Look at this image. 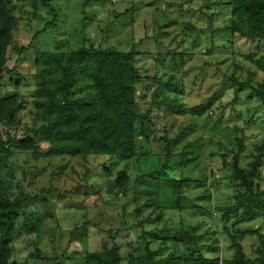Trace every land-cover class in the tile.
Returning <instances> with one entry per match:
<instances>
[{"label":"rangeland","instance_id":"1","mask_svg":"<svg viewBox=\"0 0 264 264\" xmlns=\"http://www.w3.org/2000/svg\"><path fill=\"white\" fill-rule=\"evenodd\" d=\"M13 2L16 46L8 49L11 73L2 81L1 92H16L24 98L17 113L22 126L33 123L32 95L40 65L35 64L36 58L42 53H70L83 47L120 52L134 48L136 66L144 77L138 86L139 106L151 110L153 123L147 137L139 136L136 154L128 158L46 156L47 144L41 145V154H33L17 147L16 142L6 144L15 132L8 136L0 127V144L5 143L0 154L3 191L11 200L21 202L12 238L13 261L84 264L85 253L100 252L104 247H117L122 264L138 254V247L161 249L156 260L164 261L176 250L163 241L170 233L157 240L151 236L165 228H182L197 237L205 259L230 258L231 241L218 210L231 208L237 196L248 193L240 180L232 177L231 163L239 152V141L243 144L239 169L250 170L255 158L263 155L258 170L261 179H254V192H264V106L254 94L264 83V71L247 59L264 56V40L250 41L226 30L231 19L230 0H56L49 7L41 0ZM84 82L75 86L77 97L89 91H82ZM155 94L157 99L180 104L183 111L210 99L213 105L202 117L170 113L151 106ZM19 130L16 135L21 138L22 127ZM166 141L172 142L175 154L192 144L194 150L188 149V158L192 152L196 160L182 170L181 161L174 159L165 168L162 151ZM119 173L130 178L125 195L113 188ZM149 174L164 181L190 179L180 192L182 209L168 207L162 219L156 220V207L144 205L152 199L161 203L166 199L165 207L174 202L168 197L169 186L157 187ZM262 211L251 220L239 221L236 227L260 230L264 235ZM148 220L151 224L143 223ZM233 222L231 217L227 225ZM85 223L87 236L72 240L71 235H79ZM143 235L147 245L140 237ZM258 240L256 235L243 238L249 256H253Z\"/></svg>","mask_w":264,"mask_h":264},{"label":"trees","instance_id":"2","mask_svg":"<svg viewBox=\"0 0 264 264\" xmlns=\"http://www.w3.org/2000/svg\"><path fill=\"white\" fill-rule=\"evenodd\" d=\"M54 1L56 0H41V3L44 7H49ZM229 5L231 19L226 30L250 41L264 40V0H230ZM51 10L54 12L53 8ZM14 11L13 0H0V127L6 130L8 136V133L15 132L13 136L7 138L6 144L16 142L17 147L19 146L23 151H32L33 154H41L43 151L41 145L47 144L43 154L52 157L83 159L90 156L133 157L137 152L139 136L147 137L153 125L151 110L144 111L139 106L138 86L142 85L144 77L136 66L137 53L134 48L130 52H120L113 48L102 50L83 47L70 53H42L35 62L36 65H40L36 70V89L32 95L33 123L22 126L17 113L24 103V98L16 92H1L2 81L10 72L8 49L11 47L14 49L16 46L14 29L17 18ZM54 21H57V15ZM247 59L255 62L257 69L264 71V56L255 61L250 56ZM80 81H85L81 86L82 91H89L82 97H77L75 86ZM15 84L17 85L18 81ZM254 94L264 106V83L257 90L254 89ZM157 95H154L151 106L163 107L170 113L182 112L193 117H202L211 110L213 105V99H210L204 104L183 111L180 104H172L173 101L169 102L166 98L157 99ZM261 122L264 124V119ZM20 127H22L23 135L18 138L16 134L21 131ZM184 131L180 134L181 139ZM1 134L0 140L3 138ZM239 147V152L231 163L234 170L232 177L240 180V185L246 188L248 193L237 196L231 208L218 210V213L222 214L225 233L231 241L232 256L222 260L205 259L203 252L197 247V237L185 233L182 228H165L163 231L153 232L151 238L157 240L161 234L169 232L171 236L162 237L163 241L170 243L166 246L167 248L174 247L178 249L177 252L171 251L172 253L170 252L162 261V259L156 260L162 252L161 249L151 251L149 247H138V254L131 256L127 264H169L171 262L264 264V235L260 230L236 227L239 221L251 220L259 213L258 211L264 212V192L260 189L254 192V179L260 178L261 173L258 170L262 165L263 155L255 158L250 165V170H241L238 168L239 155L243 151L241 141H239ZM188 149L193 152V145L187 144L180 153L175 154L172 142L166 141L162 151L165 158L164 167H169L174 159H179L180 168L183 170L197 157L191 152V157L188 158ZM4 150L5 143L1 142L0 154ZM192 169L193 167H190V171ZM149 177L157 187L169 186L168 197L174 202L173 206L168 204L166 207L162 206L166 203V199H163V203L159 202V199L157 201L152 199L146 203L144 207L152 208L151 205L156 207L153 208L154 214L159 213L156 220L162 219L163 210L168 207L182 209L180 192L183 185L190 179L181 177L179 181H164L153 178L152 175ZM138 180L136 176V181ZM129 187L128 175L119 173L113 188L117 189L120 195H125ZM108 193H111L110 189ZM20 204V200H11L6 196L0 179V264H17L12 258V238L16 230L15 220ZM241 209L243 210L240 211ZM137 211L140 213L141 210L137 208ZM231 217H234L235 222L229 227L227 222ZM143 223L151 224L149 220ZM86 224L79 235H71L72 240H76L77 236L81 238L87 236ZM247 235H256L259 238V244L254 246L256 248L253 249V256H249L243 246V238ZM140 237L146 242L145 235ZM185 238L186 241L183 242ZM182 250L184 253L178 254ZM82 263L122 264V259L117 247H104L100 252L85 253Z\"/></svg>","mask_w":264,"mask_h":264}]
</instances>
